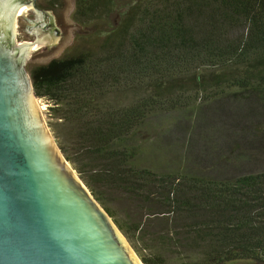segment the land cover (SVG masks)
Masks as SVG:
<instances>
[{
    "label": "trees",
    "instance_id": "trees-1",
    "mask_svg": "<svg viewBox=\"0 0 264 264\" xmlns=\"http://www.w3.org/2000/svg\"><path fill=\"white\" fill-rule=\"evenodd\" d=\"M76 18L112 22L29 71L64 155L143 262L264 264V171L161 173L139 164L138 144L151 118L229 89L255 99L240 120L259 117L264 0H77Z\"/></svg>",
    "mask_w": 264,
    "mask_h": 264
},
{
    "label": "water",
    "instance_id": "water-1",
    "mask_svg": "<svg viewBox=\"0 0 264 264\" xmlns=\"http://www.w3.org/2000/svg\"><path fill=\"white\" fill-rule=\"evenodd\" d=\"M16 7L0 0V30L14 29ZM49 12L52 27L45 31L36 26L44 16L25 12L32 43L16 45L15 33L12 49L0 42V264H145L38 110L28 55L47 57L78 25L71 6L61 17Z\"/></svg>",
    "mask_w": 264,
    "mask_h": 264
},
{
    "label": "rangeland",
    "instance_id": "rangeland-1",
    "mask_svg": "<svg viewBox=\"0 0 264 264\" xmlns=\"http://www.w3.org/2000/svg\"><path fill=\"white\" fill-rule=\"evenodd\" d=\"M69 1L78 25L66 32L54 51L47 57L31 60L32 53H29L26 62L29 73L30 66L46 63L70 52L82 36L110 29L108 24L112 22L111 18L98 19L90 23L79 21L74 12L77 0L76 3L75 0ZM129 1L118 0V8ZM33 41L34 34L25 25L24 18L16 19V45ZM231 92L229 89L223 99H214L211 102L206 100L207 95L202 96L188 108L162 113L151 118L139 133L141 135L138 139L139 164L161 173H190L215 179L264 171V130L257 131L254 126V120L256 123L260 121V125L264 126V111L261 108L255 110L259 117L252 118L254 120L250 125L246 124L244 120H240L238 110L241 109L248 114L247 106L250 107L255 99L250 103L240 102L230 96ZM36 102L41 115L52 130L50 105L41 98ZM169 264H183V262L181 258L179 260L171 256Z\"/></svg>",
    "mask_w": 264,
    "mask_h": 264
},
{
    "label": "flooded vegetation",
    "instance_id": "flooded-vegetation-1",
    "mask_svg": "<svg viewBox=\"0 0 264 264\" xmlns=\"http://www.w3.org/2000/svg\"><path fill=\"white\" fill-rule=\"evenodd\" d=\"M13 2L17 4V7L15 8L16 19H18L19 17L28 19L27 16L28 14L25 13L28 10V8L32 10V13L33 15H35V17L37 16H39L40 18H42L43 16L45 17V18L43 17L45 21H41L37 25L35 24L37 27L40 28L41 31L42 30L45 31L48 28L52 27L51 25L52 21L50 20L52 19V17L50 18V16H48L50 13L49 11H54L59 17H61V15L64 14L66 9H68L70 6L69 0H13ZM75 7L76 9L74 12L76 13L77 3ZM23 8L25 9V11H22ZM16 19L13 30L10 27L6 28L5 30H0V42H1V46H3V50L12 49L13 44L9 36L11 35V33H15L16 35ZM33 28L34 27L31 26V30H33ZM61 29H62L61 27H58L56 28V30L54 29L53 30L55 34L58 35L60 34Z\"/></svg>",
    "mask_w": 264,
    "mask_h": 264
},
{
    "label": "bare ground",
    "instance_id": "bare-ground-1",
    "mask_svg": "<svg viewBox=\"0 0 264 264\" xmlns=\"http://www.w3.org/2000/svg\"><path fill=\"white\" fill-rule=\"evenodd\" d=\"M32 104H33L34 111H35V114H36V113H37V111H36V106H34V103H33V102H32ZM38 110H39V109H38ZM131 254H132L133 257H135L133 253H131ZM139 264H142V263L139 261Z\"/></svg>",
    "mask_w": 264,
    "mask_h": 264
}]
</instances>
